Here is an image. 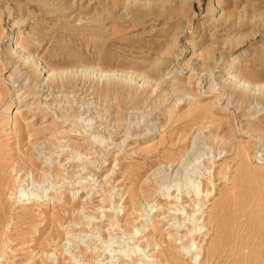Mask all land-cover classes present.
<instances>
[{"label":"rangeland","instance_id":"1","mask_svg":"<svg viewBox=\"0 0 264 264\" xmlns=\"http://www.w3.org/2000/svg\"><path fill=\"white\" fill-rule=\"evenodd\" d=\"M232 57L264 85V0H0V264H246L264 105Z\"/></svg>","mask_w":264,"mask_h":264},{"label":"bare ground","instance_id":"2","mask_svg":"<svg viewBox=\"0 0 264 264\" xmlns=\"http://www.w3.org/2000/svg\"><path fill=\"white\" fill-rule=\"evenodd\" d=\"M246 37H248V36H246ZM235 49H236V47H235ZM11 57H12L11 63L16 65V69H18V68L26 69L25 71H27L29 74L31 73L33 76L34 75L37 76L36 78H38L39 81H42V82L44 80L45 81H47V80L48 81H51V80L55 81L56 80L55 78L62 76V74L60 72H57L55 70L48 68V66L47 65L45 66L40 59H38L37 57L33 56L32 54H30L28 52H25L23 49L13 48L11 51ZM236 58L237 57H232L230 59V61H229L230 66L228 67L227 71L225 73L222 72L223 75L220 76V78H221V83H220L221 90L224 93H229L231 102L239 103L240 100L245 99L250 104L256 103L257 105L258 104L264 105V85L263 84L262 85L252 84V83H250V81H246V79L244 80L243 77L241 76L242 74L241 75H240V73L237 74L236 68L234 67V65L237 62ZM18 65H19V67H17ZM68 74H70V73H68ZM115 75L122 77L123 80L124 79L129 80V78L131 76V75H127L124 73H120V74L107 73L106 74L107 77H114ZM65 76H67L66 73H65ZM171 77H172V75H171ZM136 80L141 85V87L145 86V85H149V86L158 88L160 85V84L158 85L157 82H156V84H154L151 81V79L143 77V75L136 78ZM172 85H173V83L171 84V86ZM144 88H146V87H144ZM260 107H262V106H260ZM263 109H261V110H263ZM245 126H247V125H245ZM248 127H250V126H248ZM248 130H249L248 133H250V134L253 133L255 135V133H257V132L259 133V131H257V129H255L253 127L250 129L248 128ZM257 138H258L257 140H259V142H262L264 140V136L262 134H258ZM260 228H261V226H260ZM232 247H230V248H232ZM244 247H245V245H244ZM246 249L249 250L248 253H246V254L244 253V255H245L244 260H246V264H264V232L261 231V234L259 235V242H258L256 247H255V244L250 241L247 243ZM231 257L233 258L234 255ZM231 261H232V259H231Z\"/></svg>","mask_w":264,"mask_h":264}]
</instances>
